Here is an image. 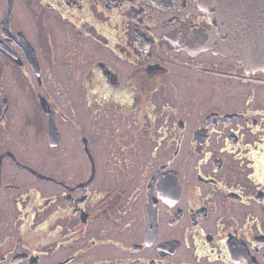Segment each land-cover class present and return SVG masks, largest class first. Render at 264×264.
I'll return each instance as SVG.
<instances>
[{
    "label": "flooded vegetation",
    "instance_id": "af4514ba",
    "mask_svg": "<svg viewBox=\"0 0 264 264\" xmlns=\"http://www.w3.org/2000/svg\"><path fill=\"white\" fill-rule=\"evenodd\" d=\"M212 26L0 0V264H264V65Z\"/></svg>",
    "mask_w": 264,
    "mask_h": 264
},
{
    "label": "water",
    "instance_id": "95a60500",
    "mask_svg": "<svg viewBox=\"0 0 264 264\" xmlns=\"http://www.w3.org/2000/svg\"><path fill=\"white\" fill-rule=\"evenodd\" d=\"M211 12L210 34L219 37L222 48L264 65V0H199Z\"/></svg>",
    "mask_w": 264,
    "mask_h": 264
},
{
    "label": "rangeland",
    "instance_id": "374dc122",
    "mask_svg": "<svg viewBox=\"0 0 264 264\" xmlns=\"http://www.w3.org/2000/svg\"><path fill=\"white\" fill-rule=\"evenodd\" d=\"M102 147V146H101ZM103 148V147H102Z\"/></svg>",
    "mask_w": 264,
    "mask_h": 264
}]
</instances>
